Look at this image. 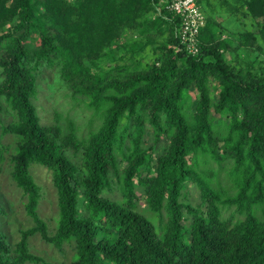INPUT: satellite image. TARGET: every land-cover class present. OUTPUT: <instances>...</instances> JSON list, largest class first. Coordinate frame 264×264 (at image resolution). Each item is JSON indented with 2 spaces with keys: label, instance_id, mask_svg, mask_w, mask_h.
I'll list each match as a JSON object with an SVG mask.
<instances>
[{
  "label": "trees",
  "instance_id": "obj_1",
  "mask_svg": "<svg viewBox=\"0 0 264 264\" xmlns=\"http://www.w3.org/2000/svg\"><path fill=\"white\" fill-rule=\"evenodd\" d=\"M160 1L0 0V97L14 118L0 123V142L16 136L11 175L34 221L14 246L0 230V264H60L31 251L37 232L61 250L72 245L62 264H264V0H242L260 19L239 34L233 49L245 54L231 58L226 28L211 17L199 52L189 53L178 16L164 7L148 14ZM129 28L139 39L120 41ZM35 32L40 43L30 46ZM148 43L156 57L143 62L136 57ZM98 56L113 63L95 69ZM41 64H57L74 96L88 98L103 118L97 129L79 137L71 119L39 121L31 101ZM148 130L155 143L169 136L155 156ZM33 163L53 174V231L38 212ZM190 183L199 189L194 203Z\"/></svg>",
  "mask_w": 264,
  "mask_h": 264
},
{
  "label": "rangeland",
  "instance_id": "obj_2",
  "mask_svg": "<svg viewBox=\"0 0 264 264\" xmlns=\"http://www.w3.org/2000/svg\"><path fill=\"white\" fill-rule=\"evenodd\" d=\"M202 1L203 2L200 4L207 18H213L216 23L219 22L226 28L222 37H227L231 45V47L225 51L227 57L231 58L233 54L236 56L238 54L244 55L245 46H240L238 49L233 48L241 41L239 34L243 30L252 28V24L258 22V18L260 19V17L255 19L254 16L247 11V6L242 0H213L217 4L216 7L208 4L207 0ZM152 12L153 13L149 11L148 14L153 16V18L159 16L157 11ZM244 12H247L248 15H245ZM212 25L216 26V24L211 23L210 27ZM33 34L34 35L30 37L28 43L30 46H35L40 43L39 33L35 32ZM140 36L141 33L139 31L134 28H129L124 32L120 41L130 39L131 37H136L138 40ZM149 37H155L154 33H150L147 37H144V39L147 38V41H149ZM247 49L250 51V47ZM123 53L124 52L119 51L118 55H122ZM249 55L251 58L254 57L253 52ZM155 57L156 53H154L153 45L152 43H148L147 49L136 58L142 59L143 62H148L153 61ZM130 61L131 59L129 62ZM112 63L113 62L109 60L106 61L104 57L98 56L91 62V65L93 68L98 69L104 64L110 65ZM1 72L2 67L0 66V82L2 78ZM35 73L36 94L32 97L31 102L42 124H59L66 126L69 125V119H71L75 123L74 130L78 132L79 137L86 136L90 128L97 129L101 125L103 121L102 115L97 113L95 108L87 105L86 102H88V98L84 101L81 100L80 97L74 96L76 94L62 78L61 71L57 64H41L35 69ZM210 84L212 96L217 97L219 92L218 81L212 80ZM196 93L197 92H195V95ZM11 109L12 107L6 102V97L1 95L0 123L6 124L14 119ZM124 121H126V118ZM152 132V130H148L145 139L146 146L150 145L153 147L151 152L153 156H155L166 144H168L169 136L162 135V141L155 143ZM15 145L16 136L14 134L5 133L2 135L0 142V149L2 151V156L0 157V203L5 205L7 213H0V230L6 233L13 246L20 238V230L34 225L33 219L28 215L25 208L27 196L11 175V156ZM31 171L35 180L41 186L42 191L38 212L41 217L48 222L50 231H53L58 218L57 189L53 182V174L46 166L37 163L32 164ZM186 190L187 201L194 203L200 200L199 189L194 183H190ZM138 193L140 194V190H138ZM109 194L112 197L120 196L118 189L109 192ZM143 200L142 198L141 203H143ZM30 248L34 253L60 264L69 263L73 257L72 245L65 244L64 248L61 250L54 244L45 241L39 232L30 236ZM26 264L35 263L28 262Z\"/></svg>",
  "mask_w": 264,
  "mask_h": 264
},
{
  "label": "built area",
  "instance_id": "obj_3",
  "mask_svg": "<svg viewBox=\"0 0 264 264\" xmlns=\"http://www.w3.org/2000/svg\"><path fill=\"white\" fill-rule=\"evenodd\" d=\"M162 7L179 17L180 26L177 33L186 50L197 54L200 50V33L207 22V16L199 0H161L157 6L158 13H162Z\"/></svg>",
  "mask_w": 264,
  "mask_h": 264
}]
</instances>
